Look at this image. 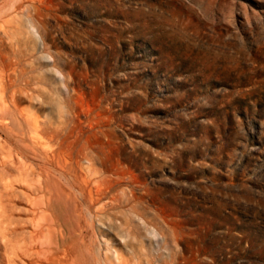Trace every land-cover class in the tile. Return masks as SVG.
Segmentation results:
<instances>
[{"label":"rangeland","instance_id":"374dc122","mask_svg":"<svg viewBox=\"0 0 264 264\" xmlns=\"http://www.w3.org/2000/svg\"><path fill=\"white\" fill-rule=\"evenodd\" d=\"M29 19L66 92L24 54ZM0 20V104L66 122L74 166L93 143L106 199L130 194L169 264L166 243L178 264H264V0H0Z\"/></svg>","mask_w":264,"mask_h":264},{"label":"bare ground","instance_id":"6f19581e","mask_svg":"<svg viewBox=\"0 0 264 264\" xmlns=\"http://www.w3.org/2000/svg\"><path fill=\"white\" fill-rule=\"evenodd\" d=\"M27 29L24 34L34 40L24 38V54L31 61L43 59L66 92L65 76L45 50L33 19ZM5 98L0 104V239L4 250L0 264H169L160 251L164 238L154 229L141 235L135 220L121 209L130 194L123 189L120 195L109 194L112 197L106 199L108 184L103 175L108 170L101 166L95 145L79 141L74 166L66 122L32 120L18 111L14 96ZM59 107L65 111L62 97ZM24 201L26 216L16 205ZM96 223L113 232L132 258L109 240L103 241L104 236L94 229ZM165 246L172 264H178L179 256L169 243Z\"/></svg>","mask_w":264,"mask_h":264}]
</instances>
